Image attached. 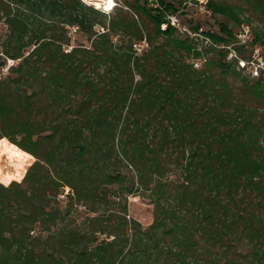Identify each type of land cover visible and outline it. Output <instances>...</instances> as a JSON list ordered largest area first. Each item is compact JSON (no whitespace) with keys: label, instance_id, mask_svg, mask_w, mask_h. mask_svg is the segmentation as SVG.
<instances>
[{"label":"trees","instance_id":"trees-1","mask_svg":"<svg viewBox=\"0 0 264 264\" xmlns=\"http://www.w3.org/2000/svg\"><path fill=\"white\" fill-rule=\"evenodd\" d=\"M116 1L109 15L82 0H0V60L14 61L0 140L34 159L0 184L7 262L264 264V76L221 48L246 25L264 58L252 24L264 25V0H208L215 29L183 11L210 44L166 24L184 0ZM136 193L153 208L146 228L126 216ZM79 206L90 215L66 224Z\"/></svg>","mask_w":264,"mask_h":264},{"label":"rangeland","instance_id":"rangeland-1","mask_svg":"<svg viewBox=\"0 0 264 264\" xmlns=\"http://www.w3.org/2000/svg\"><path fill=\"white\" fill-rule=\"evenodd\" d=\"M120 1L122 2L123 0ZM84 3L92 6L94 9L98 8L101 9L102 11L106 10L105 5L103 3H101L98 7L95 5V3H90L85 1ZM188 11L190 12L188 17L194 14L192 7H190ZM107 13L110 15L112 11L111 12L108 11ZM242 18H245V16H243ZM182 19L184 21H187V19L185 18ZM219 21L222 22L223 19L216 16L213 20H210L209 22L205 21V23H202V26L205 29H215L217 28L216 25ZM189 23L190 25H194L192 22ZM252 24L256 30L262 31V29H264V25L259 24L254 20H252ZM96 29H98V27H96ZM7 33L8 32L6 31V25L0 21V51H1V44L5 39ZM68 37H69L70 45L73 46L77 44L88 45L85 36H83L81 33H74V34L69 33ZM236 48H238L237 45ZM29 50L27 49L26 51ZM241 50L242 51L244 50V52L240 51L243 54L245 53L251 54L250 48H242ZM236 55L239 56L238 53H236ZM8 68H9L8 60L7 61L0 60V81L5 79V77L10 74V71L8 72ZM5 69H7V71H5ZM14 146L7 139L0 140V184L4 186H7L10 182L13 181L17 183L21 182L28 167L34 161V159H32L29 155L23 153L22 151L17 149L16 146L15 147ZM59 204L63 206L64 199H59ZM126 205H127L126 216L128 220L136 221L137 223L140 224L142 228H146L151 224L153 220V208L151 203L145 196H142L139 193L131 194L126 198ZM87 214H88L87 211L83 207L80 206L74 207L70 212V214L65 218L64 222L66 224L79 225L84 221V218L87 216ZM45 235L46 234L44 233L43 237ZM7 259H9V255L0 249V264H9V260L7 262Z\"/></svg>","mask_w":264,"mask_h":264},{"label":"built area","instance_id":"built-area-1","mask_svg":"<svg viewBox=\"0 0 264 264\" xmlns=\"http://www.w3.org/2000/svg\"><path fill=\"white\" fill-rule=\"evenodd\" d=\"M113 1L114 3L113 6H111V9L114 6L118 5L117 4L118 2L116 0ZM148 2L149 5L152 6L153 8H158L157 0H148ZM207 3L208 0H184L180 10L176 12L178 15L175 13L166 15V24H169L180 35H186L190 39H199L202 41L203 44H210L207 38H203L201 36L202 28H199L197 32H192L189 29L188 25L184 24L181 20V13L183 11L189 12L188 9H190V7L193 8L194 17L202 21L209 20L212 16V12L207 7ZM108 11L105 10L104 12H108ZM166 24L161 25L162 30L165 29ZM74 31L75 29H72V32ZM251 43H252V35L250 32V28L246 25H242L235 34V41L227 46H221V48L227 51V60H236L238 66L241 69H246V72L250 75V77L256 78L260 75L264 76V58H262L260 54L262 49L261 47H254V49H252L251 57L247 62L239 58V56L236 55V52L234 50L236 45L238 47L243 46V48H249ZM133 47H134L135 55H141V53L146 49L147 44L145 40H143L135 44ZM13 64L14 61L8 60V67L12 66ZM192 64L195 69H198L201 65V62L199 60H195L192 62ZM5 71H7V69H5Z\"/></svg>","mask_w":264,"mask_h":264},{"label":"bare ground","instance_id":"bare-ground-1","mask_svg":"<svg viewBox=\"0 0 264 264\" xmlns=\"http://www.w3.org/2000/svg\"><path fill=\"white\" fill-rule=\"evenodd\" d=\"M85 2L95 3V5L98 7L101 3L105 5L106 10H110L111 6H113L114 1L113 0H83Z\"/></svg>","mask_w":264,"mask_h":264}]
</instances>
